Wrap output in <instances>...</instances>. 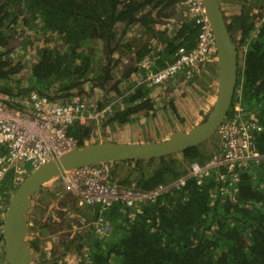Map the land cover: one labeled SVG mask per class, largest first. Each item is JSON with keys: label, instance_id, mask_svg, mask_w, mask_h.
Segmentation results:
<instances>
[{"label": "trees", "instance_id": "obj_1", "mask_svg": "<svg viewBox=\"0 0 264 264\" xmlns=\"http://www.w3.org/2000/svg\"><path fill=\"white\" fill-rule=\"evenodd\" d=\"M181 1L0 0V99L23 109L22 102L37 91L61 103L94 97L103 107L113 97L110 92L117 97L125 85L131 88L132 76L148 55L156 52L154 59L163 67L174 60L180 46H196L200 27L184 15ZM238 1L230 0L225 15L239 51L238 83L226 119L233 118L240 102L245 118L262 128L255 132V143L264 154V0ZM32 51L36 60L31 56L26 64ZM126 56H131L127 62ZM216 71L215 64L199 79L180 72L163 85H141L114 105L103 127L146 120L162 99L172 115L170 133L192 127L213 107ZM96 124L76 121L68 134L84 145ZM218 146L216 133L161 158L114 162L112 179L151 191L188 173L191 162H206ZM15 190L8 177L3 193L10 198ZM40 193L56 206H50L48 216L29 214L35 224L30 228L35 234L27 237L33 264H264V162L242 170L234 186L218 183L215 175L200 185L190 178L182 189L157 200L126 209L115 205L106 213L112 230L102 237H93L94 223L87 232L78 229V219L84 224L89 214L62 177ZM55 208H60L62 222L55 221ZM3 224L0 213V264H8Z\"/></svg>", "mask_w": 264, "mask_h": 264}, {"label": "built area", "instance_id": "obj_2", "mask_svg": "<svg viewBox=\"0 0 264 264\" xmlns=\"http://www.w3.org/2000/svg\"><path fill=\"white\" fill-rule=\"evenodd\" d=\"M181 3L186 15L200 27L196 46L191 49L180 46L174 60L163 67H158L153 54L148 55L139 63L131 88L127 87L120 96L114 95L103 107L92 99L74 98L67 103L52 101L37 91H32L22 102L23 109L10 107L0 99V213L5 214L10 201L3 193L8 177L17 188L34 169L77 144L68 134L71 124L101 121L112 113L116 103L141 85H163L180 72L191 79L196 74L201 75L210 64L215 65V37L204 0H182ZM245 116L244 108L238 102L233 118L226 119L217 131L219 148L215 155L204 163L191 162L188 173L151 191L125 187L113 180L110 163L80 167L63 174L64 186L77 196L78 205L89 210L97 208L93 237L110 234L112 226L106 221V213L115 205L120 204L126 209L157 200L173 189H182L190 178L200 185L215 175L218 183L228 182L234 186L242 170L259 168L264 162V154L256 146L255 132L262 128Z\"/></svg>", "mask_w": 264, "mask_h": 264}, {"label": "water", "instance_id": "obj_3", "mask_svg": "<svg viewBox=\"0 0 264 264\" xmlns=\"http://www.w3.org/2000/svg\"><path fill=\"white\" fill-rule=\"evenodd\" d=\"M204 5L215 37L214 64L217 66L216 97L207 117L185 130L173 131L166 138H154V135H158L155 133L141 142H115L114 139H106L91 140L84 145L77 143L73 148L34 169L16 188L4 214V248L8 264H33L34 252L27 240L30 234L29 214L35 202L34 196L54 179L80 167L95 164L112 165L114 162L161 158L197 146L217 133L226 120L235 97L239 51L225 19V15H229L225 11V0H204Z\"/></svg>", "mask_w": 264, "mask_h": 264}, {"label": "rangeland", "instance_id": "obj_4", "mask_svg": "<svg viewBox=\"0 0 264 264\" xmlns=\"http://www.w3.org/2000/svg\"><path fill=\"white\" fill-rule=\"evenodd\" d=\"M235 1L238 4H240L238 0H235ZM229 2H230V0H225V6L224 7H225L226 12H229V8H228ZM256 4L257 3L254 4L255 5L254 7L258 8V5H256ZM34 45H36V43H34ZM31 56H33V58L31 60H36L35 51H32L28 54L26 64L30 63V57ZM130 57L131 56H126L124 58L125 62H127V60H129ZM23 60H25V59H23ZM124 65H126V64H124ZM118 68L121 70L120 67H118ZM116 74H118L117 71H116ZM216 74H217V71H216ZM135 75H136V73L132 76V79H131L133 82H134ZM126 86L127 85H125V89H126ZM172 87L174 88V87H176V85H174ZM125 91L126 90H124L123 93ZM123 93H121L117 96H120ZM109 95L111 98V96L112 95L114 96L115 93L110 92ZM167 97L169 98L170 95H168ZM154 98L157 100L156 97H154ZM90 99L97 101V98H94V97L90 98ZM171 100H173V99H170V101ZM165 105H166V100L162 99L161 101H159L156 104V110L154 111V113H152L149 116L148 119H146V120L140 119L139 121H136L135 123H133L131 126L103 127V123H102L103 119H102L101 121L97 122L96 126L93 127V135H92L91 140L103 141L106 139H114L115 142H141V141L148 140L149 134H155V133L158 135H154V138L155 137L157 139H161L163 137L166 138V137H168V135H170L171 130H169L167 128L172 123V115ZM150 118L152 119V121H150L151 120ZM91 126H92V124H91ZM91 140H89V141H91ZM37 198H40V197L35 198V202L33 204L32 210H31L32 218H34V217L38 218L39 214H42L43 216H46L47 214L49 215L48 210L50 209V206H53V205L56 206V203H55L56 201L50 200L49 198L47 199L46 196L42 197L43 201H41L42 199H37ZM58 210H60V208H55V213H54L55 215H57ZM87 211H88V214L90 215V216L88 215L87 218L89 219L90 222L92 221V224H93L94 220H92V216L94 214V211L89 210V209H87ZM54 218H56V217L54 216ZM30 221H31V224L35 225L33 220H30ZM30 221H29V223H30ZM30 228H31V226H30ZM30 233L35 234V230H33V231L30 230ZM47 246H50L49 242L47 243Z\"/></svg>", "mask_w": 264, "mask_h": 264}, {"label": "flooded vegetation", "instance_id": "obj_5", "mask_svg": "<svg viewBox=\"0 0 264 264\" xmlns=\"http://www.w3.org/2000/svg\"><path fill=\"white\" fill-rule=\"evenodd\" d=\"M214 66L213 64H210L207 68H205V72L209 69V68H212V67ZM207 74V73H206ZM195 76H197V78H198V76H201V75H198V74H196ZM194 77V76H193ZM199 79V78H198ZM169 99H171V95H170V97H169ZM42 193H40V198L42 197ZM37 199H39V198H37ZM42 199V198H41ZM43 201V200H42ZM55 216V215H54ZM87 219V218H86ZM30 221V220H29ZM78 224H79V226H78V229L79 230H81L82 232H84V231H89V228H90V226L92 225V221L90 222V221H85V223L83 224L82 223V220L81 219H78ZM30 226H33V224H31V221H30ZM84 229V230H83Z\"/></svg>", "mask_w": 264, "mask_h": 264}, {"label": "crops", "instance_id": "obj_6", "mask_svg": "<svg viewBox=\"0 0 264 264\" xmlns=\"http://www.w3.org/2000/svg\"><path fill=\"white\" fill-rule=\"evenodd\" d=\"M181 6H182V4H181ZM184 15L186 16V17H188L187 15H186V12L184 13ZM153 54H156V52H154ZM211 102H213V101H211ZM44 195H42V197H43ZM37 197H40V194L37 196ZM41 197V198H42ZM41 198H39V199H41ZM55 221L57 222V221H60V217H58L57 219H55Z\"/></svg>", "mask_w": 264, "mask_h": 264}, {"label": "clouds", "instance_id": "obj_7", "mask_svg": "<svg viewBox=\"0 0 264 264\" xmlns=\"http://www.w3.org/2000/svg\"><path fill=\"white\" fill-rule=\"evenodd\" d=\"M181 2H182V1H181ZM181 4H182V3H181ZM214 66H215V65H214ZM204 73H205V71H204ZM204 73H203V74H204ZM185 74H186V73H185ZM203 74H201V75H203ZM173 79H174V78H173ZM173 79H172V80H173ZM172 80H171V81H172ZM169 82H170V81H169ZM81 99H89V98H81ZM109 115H110V114H109ZM109 115H108V116H109ZM217 131H218V130H217ZM5 195H6V194H5ZM6 196H7V195H6ZM7 197H8V196H7ZM8 198H9V197H8ZM10 198H11V197H10ZM10 198H9V200H10Z\"/></svg>", "mask_w": 264, "mask_h": 264}]
</instances>
